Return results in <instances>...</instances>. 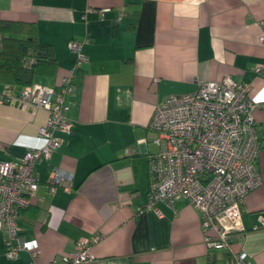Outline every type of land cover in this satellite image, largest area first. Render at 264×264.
<instances>
[{
  "label": "crops",
  "instance_id": "1",
  "mask_svg": "<svg viewBox=\"0 0 264 264\" xmlns=\"http://www.w3.org/2000/svg\"><path fill=\"white\" fill-rule=\"evenodd\" d=\"M7 20L34 24L52 60L29 84L0 77V96L34 83L60 91L66 77L72 89L65 94L70 128L57 130L60 147L36 162L39 186L18 217L36 254L22 249L8 257L0 227V264H49L96 235L89 264H232L242 251L250 264H264V229L255 228L264 211V107L253 111L262 182L245 197L246 232L230 249L206 244L188 199L158 201L161 214L148 206L157 105L229 76L251 84L252 100H264V0H0V25ZM3 34L10 32L0 30V48ZM72 40L87 58L79 67ZM47 117L44 108L0 98V159L43 146ZM55 167L72 176L68 190H49Z\"/></svg>",
  "mask_w": 264,
  "mask_h": 264
},
{
  "label": "built area",
  "instance_id": "2",
  "mask_svg": "<svg viewBox=\"0 0 264 264\" xmlns=\"http://www.w3.org/2000/svg\"><path fill=\"white\" fill-rule=\"evenodd\" d=\"M81 46L77 40L69 43L77 54L75 67L87 61ZM34 59L26 58L25 63L32 65ZM64 80L60 91L34 83L26 85L18 96L8 91L0 96L4 102L48 111L45 124L39 128L45 144L16 159H0V227L6 235V253L10 258H16L22 249L36 254L35 244L21 236L18 217L22 209L33 203L39 186L36 162L60 147L56 131L70 128L65 94L72 89L71 79ZM250 89V83H238L230 76L202 83L192 91L168 95L157 105L149 123L157 132V150L148 159V206L161 214L156 206L158 201L174 205L176 199H188L200 212L206 244L221 249H230L232 239L245 234L242 204L262 182L257 169L261 137L253 111L264 107V100H252ZM71 177L55 167L48 180L49 190H68L65 181ZM255 228L264 229V211L256 213ZM97 238L96 235L79 239L74 250L54 257L49 264L93 262L90 247ZM232 264H250L247 252L238 253Z\"/></svg>",
  "mask_w": 264,
  "mask_h": 264
},
{
  "label": "trees",
  "instance_id": "3",
  "mask_svg": "<svg viewBox=\"0 0 264 264\" xmlns=\"http://www.w3.org/2000/svg\"><path fill=\"white\" fill-rule=\"evenodd\" d=\"M3 34L0 48V77L19 84H29L41 71L40 66L50 63L52 58L46 44L36 36L34 24L23 21L7 20L0 25ZM34 57V63L27 65L26 58ZM51 64V63H50Z\"/></svg>",
  "mask_w": 264,
  "mask_h": 264
}]
</instances>
